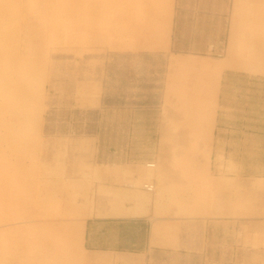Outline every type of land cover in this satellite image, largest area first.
<instances>
[{"label": "rangeland", "instance_id": "1", "mask_svg": "<svg viewBox=\"0 0 264 264\" xmlns=\"http://www.w3.org/2000/svg\"><path fill=\"white\" fill-rule=\"evenodd\" d=\"M156 1L0 0V264H105L86 225L148 183L108 184L119 157L164 166L147 195L214 222L218 262L264 264V9L233 44L217 0Z\"/></svg>", "mask_w": 264, "mask_h": 264}, {"label": "crops", "instance_id": "2", "mask_svg": "<svg viewBox=\"0 0 264 264\" xmlns=\"http://www.w3.org/2000/svg\"><path fill=\"white\" fill-rule=\"evenodd\" d=\"M257 1V9L263 10L264 0ZM217 4L213 9L224 13L228 42L234 44L241 27L236 24V12L244 9L245 4L242 0H217ZM124 154V150L114 153ZM118 159L120 162L115 167L106 169L110 185L146 181L157 186L159 177L165 175L164 166L159 170H153L156 165L147 166L151 161L137 163L124 157ZM130 187L135 189L133 185ZM141 190L116 192L120 196L117 206H107L86 225V242L99 243L90 247L91 259L105 264H223L217 261L218 244L214 235L219 232L214 222L199 216H175L166 206L157 205L155 194L148 196L152 192ZM128 228L138 232L128 234ZM225 232L235 235L236 228H225ZM142 233L144 240L138 244L136 240Z\"/></svg>", "mask_w": 264, "mask_h": 264}, {"label": "bare ground", "instance_id": "3", "mask_svg": "<svg viewBox=\"0 0 264 264\" xmlns=\"http://www.w3.org/2000/svg\"><path fill=\"white\" fill-rule=\"evenodd\" d=\"M163 1H164V0H163ZM163 1L161 2V1L159 0V2H161V3L164 4ZM168 1H169V0H168ZM168 1H167V2L165 1L166 4H164V5L167 6ZM156 2H158V0H157ZM159 2H158V3H159ZM161 3H160V4H161ZM156 4H157V3H156ZM160 4H159V5H160ZM166 6H165V7H166ZM170 6H171V2L169 1L168 6H167L169 10H167L165 7H164V8H160V9H161V10L166 9L167 12H168V11H170ZM160 7H162V6H160ZM157 9H159V8H157ZM161 10H160V11H161ZM164 11H165V10H163V12H164ZM159 13H160V12H159ZM161 13H162V12H161ZM164 13H165V12H164ZM161 15H162V14H161ZM161 15H160V16H161ZM161 46H163V45L161 44ZM165 47H166V46H165ZM152 49H153V48H152ZM202 63H203V62H202ZM201 65H202V64L200 63V66H201ZM203 65H205V62L203 63ZM206 66H209V65H206ZM221 66H222V65H221ZM218 67H220V66H218ZM214 70H215V69H214ZM216 70H218V69H216ZM219 71H220V70H219ZM0 111H1V108H0ZM147 166H149V167H154L155 165H154V164H150V163H148ZM156 166H157V165H156ZM144 181H145V180H144ZM142 183H144V182L142 181ZM146 183H147V182H146ZM126 184H127V183H126ZM135 184H136V183H135ZM135 184H134V185H135ZM140 184H141V182H140ZM149 184H151V183H149ZM128 185H131V184H128ZM136 185H137V184H136ZM136 185H135V186H136ZM141 185H142V184H141ZM141 185H140V186H141ZM125 186H126V185H125ZM131 186H132V185H131ZM126 187H127V186H126ZM136 187H137V186H136ZM128 188H129V186H128ZM136 189H137V188H136ZM143 189L146 190L147 192H153L155 188H154L153 185H148V183H147V184H144ZM113 197H115V196H113ZM115 199H116V198H115ZM112 200H114V199H112ZM116 201H117V200H116ZM113 204H114V203H113ZM116 204H117V203H116ZM163 210H164V209H163ZM168 211H169V210H168ZM84 232H85V225H84V223H80V224L78 225V235H80L81 237H83V236H84ZM83 239H84V238H83ZM91 260L94 261V262H96V261L98 262V260H93V259H91Z\"/></svg>", "mask_w": 264, "mask_h": 264}]
</instances>
